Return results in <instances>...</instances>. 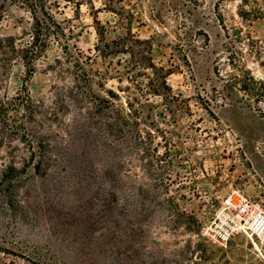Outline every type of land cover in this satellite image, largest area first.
Returning a JSON list of instances; mask_svg holds the SVG:
<instances>
[{"label":"rangeland","instance_id":"374dc122","mask_svg":"<svg viewBox=\"0 0 264 264\" xmlns=\"http://www.w3.org/2000/svg\"><path fill=\"white\" fill-rule=\"evenodd\" d=\"M46 3L68 48L50 34L28 72L30 15L0 0V103L22 98L0 120V264H264L200 233L220 187L264 199V0ZM31 143L43 171L2 182Z\"/></svg>","mask_w":264,"mask_h":264},{"label":"built area","instance_id":"2783aa9c","mask_svg":"<svg viewBox=\"0 0 264 264\" xmlns=\"http://www.w3.org/2000/svg\"><path fill=\"white\" fill-rule=\"evenodd\" d=\"M209 206L200 233L212 245L223 247L233 236L244 235L254 246H264V199L251 197L238 185L222 186Z\"/></svg>","mask_w":264,"mask_h":264},{"label":"trees","instance_id":"16d2710c","mask_svg":"<svg viewBox=\"0 0 264 264\" xmlns=\"http://www.w3.org/2000/svg\"><path fill=\"white\" fill-rule=\"evenodd\" d=\"M5 1H14V0H5ZM21 2L23 6H25L28 10V13L31 18V27H32V36L31 40L28 42L27 46L23 48H18L16 52V56L20 58L23 61L24 66L27 68L28 72H31L33 69V60L40 55L42 50L46 47L48 36L52 34L53 36L57 37V39L63 43V49L67 50L68 48V42L64 39L65 33L62 32L61 25L58 21H56L51 14V12L48 10L46 0H16ZM64 39V41H63ZM136 42H141L138 38H135ZM130 40L127 46H130ZM108 45L104 43V46L96 45V49L100 52L105 51L104 49H107ZM104 54V53H103ZM82 61L80 60V55H77L76 62L74 64V67L77 69L80 68L83 71L82 78L85 79L87 74L85 73L82 65ZM80 70V71H81ZM76 73V72H75ZM81 76L79 74H74V78L76 82H80L82 80ZM20 94H17V96H13L10 98V100L3 101L0 103V120H4V123L10 124V121L13 119L12 114L9 113V110L14 109L17 111L19 108V105L22 101V98L19 97ZM27 99H29L28 94H26ZM21 124H18L20 126ZM24 135H19V138L22 139L25 137ZM29 149V156L24 160L21 168H16L15 166L11 165L7 169L6 172L3 173V179L4 181H10L11 172L17 171L22 172L26 171L27 168H30V170L37 174L43 171V160L41 155V150L39 146H35L32 143L28 146Z\"/></svg>","mask_w":264,"mask_h":264},{"label":"water","instance_id":"95a60500","mask_svg":"<svg viewBox=\"0 0 264 264\" xmlns=\"http://www.w3.org/2000/svg\"><path fill=\"white\" fill-rule=\"evenodd\" d=\"M152 241H153L154 243H156V244L158 243V240H156V239H154V238H153Z\"/></svg>","mask_w":264,"mask_h":264}]
</instances>
